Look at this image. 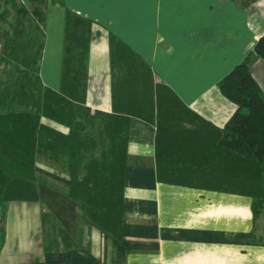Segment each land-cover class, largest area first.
I'll use <instances>...</instances> for the list:
<instances>
[{
    "label": "crops",
    "instance_id": "1",
    "mask_svg": "<svg viewBox=\"0 0 264 264\" xmlns=\"http://www.w3.org/2000/svg\"><path fill=\"white\" fill-rule=\"evenodd\" d=\"M17 2L19 57L0 82V264H264L245 157L220 143L238 106L219 89L249 58L264 91V0ZM116 155L111 232L71 188L83 158Z\"/></svg>",
    "mask_w": 264,
    "mask_h": 264
},
{
    "label": "trees",
    "instance_id": "2",
    "mask_svg": "<svg viewBox=\"0 0 264 264\" xmlns=\"http://www.w3.org/2000/svg\"><path fill=\"white\" fill-rule=\"evenodd\" d=\"M45 0H35L36 11ZM255 0H251L253 2ZM253 52L264 62V33L256 42ZM249 58L227 73L219 83L222 94L238 108L227 122L221 145L244 155L245 182H254L264 190V91L252 74ZM113 148V147H112ZM83 158L86 175L73 176L71 196L85 206L89 219L107 231L116 230L122 218L123 158ZM98 166V171H97ZM96 168L95 176L89 172ZM77 170L74 172L76 174ZM98 172L101 176H98ZM77 189L79 192L77 193ZM252 210L255 218L260 214L264 200L253 191Z\"/></svg>",
    "mask_w": 264,
    "mask_h": 264
},
{
    "label": "rangeland",
    "instance_id": "3",
    "mask_svg": "<svg viewBox=\"0 0 264 264\" xmlns=\"http://www.w3.org/2000/svg\"><path fill=\"white\" fill-rule=\"evenodd\" d=\"M8 0H6L7 2ZM10 1V0H9ZM242 1L246 6H251V0H240ZM5 4H2V0H0V14L5 11L6 17L4 19L0 18V82L4 80V78L11 76L14 72V59H17L19 56L14 53L13 51V34H12V28L11 23L13 21V17L15 16L16 11L18 12L21 8H19V4L17 0H11V2H7ZM22 12V10H21ZM19 15V13H18ZM85 28V26H83ZM4 32V33H3ZM3 33V34H2ZM3 35V36H2ZM6 39L5 41H2V38ZM18 51V50H17ZM29 53L25 54L26 58H30ZM31 61V60H29ZM71 69V67H68V70ZM3 70V71H2ZM263 72V73H262ZM262 72H256L258 75V78L264 82V71ZM2 83H0V86ZM85 174V173H84ZM254 177H250L245 182V190L246 191H253L255 195H257L259 198H262L264 200V190L259 186L258 183L254 182ZM260 221L258 222L254 238L260 241L264 240V202L263 206L260 208V214L258 217H261Z\"/></svg>",
    "mask_w": 264,
    "mask_h": 264
}]
</instances>
